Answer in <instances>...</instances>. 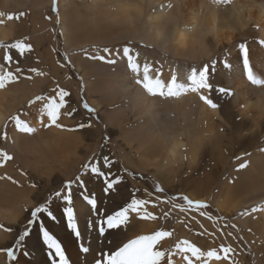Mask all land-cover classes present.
<instances>
[{
    "label": "bare ground",
    "instance_id": "bare-ground-1",
    "mask_svg": "<svg viewBox=\"0 0 264 264\" xmlns=\"http://www.w3.org/2000/svg\"><path fill=\"white\" fill-rule=\"evenodd\" d=\"M78 1L81 6L90 9L89 16L95 22L103 18L114 20L115 24L122 30L124 36H135L143 28V31L135 39H141V41H145L148 44L154 43L163 51L186 60L205 61L214 52L213 46H219L221 43L225 46V43L230 44L231 40L236 41L238 38L236 32L244 28L243 23L248 17H257L263 21L261 39H264V0H231L228 4L217 3L216 0ZM50 3L49 0H0V8L2 9L0 19L4 20V23L0 24V42H7L13 34H20L25 28V26L13 23L8 26V10L11 11L13 8L19 7H32L36 11H40L41 16H43L42 13ZM60 3L64 10H79V3H75L73 0H60ZM73 17L76 19L83 18V16L74 13ZM65 20V16L63 15L61 30L66 37V50L72 52L85 46L75 44L73 38H70L68 34L70 28ZM72 21L78 27V24L74 20ZM39 23L41 30L47 28L49 24V22H45L42 18ZM48 37L47 35H42L38 42L44 44ZM89 41L92 43L104 42L106 40L99 31L96 38ZM51 48L52 46H49L43 54L54 65ZM87 63V61L86 63L77 61V67L85 75H89L91 71V67L88 68ZM232 65V70H228L225 74V81L228 87H232L231 90L235 93V102L237 104L242 103L239 114L243 117V121L251 125L248 135H245L243 139L261 140L264 135V119L262 118L264 117V88L252 86L246 79H243L242 83L239 80L243 76L241 65H237L235 61H232ZM177 66L178 68L174 73L177 74L179 80L186 81V77L190 74V70L193 67L183 64H177ZM194 67L198 70L201 68L198 66ZM93 68L95 67L92 66ZM124 68L126 69L125 65L122 66L121 71ZM254 68L257 69L258 67ZM160 72L162 73L161 79L165 82L173 74V71L167 68H161ZM256 73L261 78H264L263 70H258ZM56 74L59 75L57 67ZM121 74L119 70L114 71L109 67L99 64L96 68V77L93 76V78L87 79V90L90 93H96L99 87H103V94L106 95L107 93V96L113 98L115 101L121 100L116 96L118 94L124 98H129L128 112L123 110L121 104H117L113 106L109 115L111 119V122L109 121L110 125L118 128L117 130L120 131L121 138L124 140V145L133 148L134 152L137 153L136 157L132 156L133 152L129 153V155H124L129 165H151L153 160L161 158L163 163L161 168L169 167L174 163L183 162L184 160L187 166L186 155L183 156V150L187 148L185 140L188 135H191L190 139L194 138L190 149H188V166L190 167L198 164L200 150H203L208 145L207 142L209 140L214 139L219 146L220 136L218 135V129L220 124L224 125L220 109L218 111L209 109L195 94H188L178 99L166 101L148 97L138 88L133 90L135 86L127 78L126 71L123 72V75ZM113 76L120 79L114 83ZM36 80L37 77L35 76L30 83H14L6 89L0 90V129L8 124V120L12 114L24 107L34 96L41 93V86L36 83ZM95 101H92L93 105ZM34 113L30 116L25 113L23 117L28 119L27 122L31 126L38 128L36 134L32 136L20 134L15 132L13 128L8 136L9 148L15 151V159L19 166L15 167L12 173L14 180L16 181L17 179V183L10 182L4 173L7 171L8 162H4L3 167L0 168V221L2 222L19 224L25 208L33 205L27 190L26 193L24 192V186L21 182V167L25 168L27 166L29 172L37 176L44 175L46 178H50L57 171L64 178L68 179L79 170L77 168L80 165V160L73 158V156H75V147L79 143L80 138L77 136H73L74 138L72 136L69 137L64 130L55 127L42 128L40 120ZM128 122L132 124V128L127 125ZM120 135L118 136L120 137ZM222 139L223 142L221 143L223 145L227 136H224ZM235 145L236 142L227 145L230 146L227 150L229 151L230 159L224 161V164H229L233 158L235 159V156H241L246 153L245 150H241L242 148L235 147ZM259 152L261 151L258 150L253 154ZM180 155L182 157L177 158ZM222 158H226L224 153L220 159ZM256 160L243 170L237 171V166V168L234 167L235 170L232 169L230 172L232 179L230 182L228 180L229 184L227 182L221 188L225 191L224 194L222 192L218 194L209 192L210 194L207 196L205 195L207 193H203L204 189L202 188L199 192L190 193V196L200 200H207L212 196L213 201L218 205L220 213L226 216L234 215L238 210H242L243 207L251 208V205L264 201V185H260L258 184L259 181H256L264 177V152ZM177 173L179 174V172ZM169 176L168 178H170ZM210 178L213 179L214 175L210 174ZM206 179L209 180L207 177ZM232 195L233 198H230ZM189 215H196V219L200 223L206 224V219L204 220V218L199 217L197 214L193 213ZM182 220L185 221L183 218ZM240 220L243 221L242 225L245 230L249 228L253 230L254 233L250 235L251 239H255L256 236H264V211L243 215L240 217ZM180 221L181 218L178 224H180ZM192 221L198 224L195 220ZM145 223L149 225L150 221H142V223L137 224L141 228H144ZM137 228L139 227L137 226ZM207 228L214 229L213 225ZM182 231L183 238L188 237V233L185 230ZM10 236L4 229L1 230L0 228L1 244L9 240ZM34 239H32L30 249L34 247ZM168 241L166 242L168 243ZM37 255L42 258L41 254ZM6 262V255L0 253V264H6Z\"/></svg>",
    "mask_w": 264,
    "mask_h": 264
},
{
    "label": "rangeland",
    "instance_id": "rangeland-1",
    "mask_svg": "<svg viewBox=\"0 0 264 264\" xmlns=\"http://www.w3.org/2000/svg\"><path fill=\"white\" fill-rule=\"evenodd\" d=\"M49 1L51 3L47 5V7L45 8L44 12L42 13L43 16H41L40 11H36L32 7H19V8H13L11 11L8 10L9 13L8 15H13V17L18 16L20 13H24V15L20 16L18 20L15 18L11 21L8 20L7 21L8 26L11 23H13L16 25L25 26V28L22 33L17 35L13 34V36L7 42L4 43H12L16 39H23L24 37L28 38L26 42L32 45L33 50L30 53H26L25 58L23 59L20 58L18 54H16L15 51L12 49H10L9 51L14 55V58L20 59V66L25 68V70L28 67H35L38 68L40 71L46 73V75L44 76H36L35 74L27 73V71H25L24 73V75H32L33 78L35 76L37 77L36 83L40 84L41 86L40 88L42 90L41 93H39L38 95H49V96L54 95L55 93L53 92V89H56L57 85H59L60 88H63L64 90L70 92L71 95L66 98L68 101L67 110L68 111L75 110V114L72 117L62 116L59 122L65 126V129L76 128L78 124L82 122L92 124L91 128H87L83 130H78V131L64 130V132L68 134L69 137L77 136L80 138L79 143H77L75 147V156H73V158H77L80 160V165H79L80 169L68 179H72L77 174H79L83 170L82 165L87 163L89 159H93L94 162L99 161L100 163H102L103 157L107 156L112 161H114V165L112 169L113 172L119 171L120 174L123 175L124 177L123 188H122L124 198H127L130 193L136 192L138 198H144V199H150V198L154 199L155 195H159L162 198H171L172 196H176V195H187L191 199L200 200L195 197L192 198V196H190V193L199 192L203 188L204 189L203 193L204 192L207 193L205 194L207 196L210 194L209 192L211 193L215 192V194L222 192V194H224L225 191L222 190L221 188L225 186L228 180L230 182V180L232 179V177H230L232 176V174L230 173L232 169L235 170L234 167L237 168L239 164L243 163L245 160L248 162V165L257 161L256 160L257 157L263 153L260 149L264 148V135L261 140L260 139L251 140L250 138H248L247 140L243 139L245 138V135H248V132L250 131L249 127L251 125L243 121V117L239 114V109L241 108L240 105L242 103L240 102L237 104L235 102V96L226 97L215 91L216 88L221 86L232 89V87L230 86L228 87V84H226L225 74L227 73L228 70L224 68L223 62L228 61L230 64H232V61L233 62L235 61L237 65H241V54L239 50V45L241 43L247 44L249 48L250 62L253 68L258 67L257 69L254 68L255 72H257L258 70L264 71V47H261L260 44L258 43V41L261 40V27L263 25V21H261L257 17L246 18V20L243 23L244 28L236 32V35L238 36L236 41L231 40L230 44L225 43V46H223L222 43L221 45L219 44V46H213L214 52H212L211 56L208 57L205 61H199V60L191 61L174 56L167 51H163L161 48L157 47L154 43L148 44L145 41H141V39H135V37L139 36L140 33L143 31V28H141L139 32L136 33L135 36H124L122 30L120 29L119 26L115 24L114 20H108L107 18H103L100 21L95 22L89 16L90 9L85 6H81L78 0H73V1L75 3H79L78 5L79 10H75V9L64 10L63 6H61L60 0H57V6L59 10V18H57V14L52 10L53 0H49ZM1 12L2 9L0 8V13ZM73 13L81 15L83 16V18L76 19L75 17H73ZM63 15L65 16L66 19L65 22L68 24L70 28V31L68 33L70 35V38H73L75 44H78L80 46L85 45L72 52H68L65 48L66 37L63 35V32L61 30ZM46 17H51V19H46ZM41 18L45 22H49L48 27L43 30L40 29L39 21L41 20ZM72 20H74L78 24V27L74 25ZM99 31L102 33V36L106 41L90 43L89 40L95 39ZM42 35L49 36L47 41L44 42V44H40L38 42L40 36ZM49 46L50 47L52 46L51 52L53 55L54 65L50 63L43 54V52L47 50ZM124 46H128L132 48L134 50V53H139L138 62H140L141 64L145 62L151 63L153 65L154 71L155 69H159L160 71L161 68H167L174 72L178 68L177 64H183L185 66H191V67L198 66L201 68L205 64L209 65V81L213 85V91L209 95L214 101H216L221 105L220 110H221L222 120L224 121V125L220 124V127L218 129V135L220 136L219 146L218 143H216L217 141H215L214 139L209 140L207 142L208 145H206V147L203 150H200V158L198 159V164L196 166L195 165L193 167L188 166L189 164L188 149H190L191 147V142L194 141L193 137L190 139L191 135L187 136V139L185 140L187 144L186 145L187 148L183 150V154H184L183 156L186 155L187 166L185 165L184 163L185 160H184L183 162L174 163L173 165L166 167L167 168L166 171L165 167L161 168V166L163 165L161 158H157L153 160L151 165L147 164L146 166L139 164L131 166L127 163L124 155H129V153L133 152L132 156L136 157L137 153L134 152L133 148L124 145V140L121 138L120 131L117 130L118 128L112 127L110 125L111 119L109 118V115L112 111L113 106L117 104H121L123 110L125 112H128L129 98L128 97L124 98L122 95L118 94L116 96L119 97L121 100L115 101L113 98L107 96L108 95L107 93L106 95L103 94L104 93L103 87H99L96 93H90L87 90V86H88L87 79L93 78V76L96 77L95 75L96 68L99 64H101L102 66L104 65L106 67H109L111 70L114 71L119 70L122 73L121 75H123V72H125L126 69L124 68V70L121 71V68L123 65L126 66V61L117 58L115 56V50L116 49L122 50ZM104 47H108L113 50L112 58L117 59V63L115 65H107L99 61H92L86 58L84 51L85 49L87 50L88 54H94L93 53L94 48L102 49ZM3 54H4V50L0 49V63H2ZM63 54L68 55V58L71 61V63H68L64 59ZM78 60L85 63L86 61L88 62L87 63L88 68L91 67L90 68L91 71L89 70L90 71L89 75H85L81 70H79V68L77 67ZM213 62H215L214 71L212 70ZM61 65L64 66L61 67ZM91 65L95 67L93 68L94 70L92 69ZM56 67L59 69V75L56 74ZM32 79L27 80L24 79L22 76L19 82L17 83L19 84L23 82L30 83L32 82ZM119 79L120 78H116L113 76L114 83H116V81ZM243 79H246L244 75L239 80H241L243 83L244 81ZM82 83H83V88H82ZM135 88L137 87H134L133 90H135ZM34 97L30 100H33ZM93 100H96L94 105L92 102ZM29 101L26 103L24 107L18 109L14 114H12V116H10L8 120V124L5 125L2 129H0V150L6 151L8 152L9 155L13 156L12 160L7 161L9 165L7 166V171L4 172L7 175V178L10 182L14 180V175L12 173L15 167L19 166V164L16 162L15 159L16 156L15 151L10 150L8 145V136L10 134L11 129L14 128L11 118L16 115H20L22 119H25L27 121L28 119L23 117V114L26 113L30 116L32 115L33 112H35L34 114H36V116L40 120V109L43 106L42 102H37L36 104L30 106ZM82 101H86L90 106L96 109V113L99 116V121H97L95 117H92L90 116L89 113H87V111L82 106ZM126 115L128 114L126 113ZM256 117H258V115H256ZM262 118L264 119V117ZM127 125L131 128L133 127L132 124L129 122ZM221 128H223L224 131H221L220 130ZM5 132L8 133L7 139L3 138ZM118 135H120V137ZM224 136H227V139L224 140V144L222 145L221 142H223L222 138ZM105 137H108L107 143H105L104 140ZM233 142L234 143L236 142L235 147H238L240 149L242 148L241 150H245L246 153H250V155L243 154L240 156L242 157V159L240 160H237L236 159L237 156H235V159L233 158L229 164H224L223 163L224 161L230 159L229 151H227L230 146L227 145H231V143ZM211 143H215V144H211ZM258 150H260L261 152L253 154ZM223 153L226 158L220 159ZM180 157H182V155L178 156L177 158ZM2 167L3 166H0V168ZM172 167L174 168V170ZM27 168H28L27 166L25 168L21 167L20 171L22 173L21 182L24 186V192L26 193L27 190V192L29 193V198L33 202L32 203L33 205H29L25 208L28 210H31L41 197L47 195L49 191L59 188L63 181L68 180L67 178H64V176L60 172L57 171L50 178H46L44 177V175L37 176L36 174L29 172V169ZM160 168L162 169V172ZM177 172H179V174ZM210 174L214 175L213 179L210 178ZM168 175H170L169 176L170 178H168ZM9 177L11 179H9ZM206 177L209 178V180H207ZM256 181H259L258 184L264 185V177L257 179ZM33 183L37 184L38 188H32L30 185ZM157 183H159L164 188L165 191L163 193H156L154 194L153 197H149L148 193L154 191V188ZM166 185L168 186V188ZM88 187L94 190L95 192H97V194H99L100 181L96 180L93 177L91 180L88 181ZM197 187L198 189H196ZM137 189L139 190L138 192L136 191ZM230 198H233V195ZM204 201H206L210 205V208L208 209L210 214H212L213 216L223 217L224 219L219 221L216 225H213V223L211 221H207V219H206V224L205 223L195 224V222L191 220L190 215H185L184 213L180 212L179 209H174V210L171 209V205L159 204V206L156 208H152L151 206H149V211H152L153 213L162 216L164 211L171 210L170 218L159 219L157 221H150L149 225L145 223L144 228L143 227L141 228L137 224V223H142V221L134 220L133 221L134 225L125 235L130 238L136 234H147L163 227L165 230H174V235L172 238L167 239L169 240L168 243L166 242L167 240L161 242L162 248L173 247L175 242H177L179 238L180 239L189 238V240L192 238L191 239L192 242L196 243L197 246H200L205 250L213 247L218 248L221 244H225V245L227 244L222 242L221 240L222 238L221 239L217 238V236H220L217 229L223 228V225L225 223H227L228 225H232L236 223L237 218L240 217L238 215H240L241 212H247V211L251 212L250 210L251 208L260 207L264 205V201H261L254 205H251V208L243 207L242 210H238L236 212L238 213V215L226 216L225 214L220 213V211L218 210V205L213 201L212 196L210 199ZM176 203L180 204L182 203V201L177 200ZM76 207H77V211L81 214V219L83 220L88 212V206L83 201L78 199L76 202ZM256 213H259V211ZM28 215L29 213L24 210V213L22 215L19 224H12V223H6L0 221V225L3 226L0 227L1 230L5 228L12 229L11 232L6 231V233H8V235L11 236L9 240L7 241L4 240L5 243L3 244L0 243V249L7 248L14 242L15 238H17L18 232L23 231L24 224L26 222V218L28 217ZM180 218L181 221L182 218L185 220V224L182 223L178 224ZM201 224L203 225V228H201L200 226ZM210 225H213L214 229L211 230L207 228V230H210L208 232L211 231L215 232L216 233L215 236L207 235V233L205 234L206 236L197 235V233L203 232L206 229V227ZM137 226L139 228H137ZM57 228H59V225H57ZM149 228L152 230H150ZM182 230H185L188 233V237L183 238ZM224 231L225 233L226 231L232 232L233 233L232 235L236 237L235 239L242 245L243 250L245 252V254L243 255L244 258L243 260L241 259V253H239V251L235 249L236 246L230 244L235 250L232 259L236 262V264H255V260L253 257V250L248 245L247 238L245 237V235L242 234L240 230H236V228L233 229L231 227L224 228ZM261 237H262L261 243L264 244V236ZM124 238H125L124 236L113 237V241L114 243H118ZM259 240L260 239H258V241ZM31 243L32 240H29L28 241L29 249L31 247ZM69 254L71 258L77 262V264H84L85 259L89 261L91 260V256L85 257L83 254L77 256L76 249L74 247L70 249ZM41 255L42 258L39 257V255H34L31 258V264H37V262H39V264H44L45 258L42 253ZM173 259L176 262V257H174ZM20 260H21V264H25L24 257L21 256ZM219 263L228 264V261H221ZM6 264H8V261L6 262Z\"/></svg>",
    "mask_w": 264,
    "mask_h": 264
},
{
    "label": "snow or ice",
    "instance_id": "snow-or-ice-1",
    "mask_svg": "<svg viewBox=\"0 0 264 264\" xmlns=\"http://www.w3.org/2000/svg\"><path fill=\"white\" fill-rule=\"evenodd\" d=\"M216 2L228 4L231 0H216ZM52 10L59 18L57 0H53ZM23 15L24 13H20L16 17L8 15L7 20L11 21L14 18L18 20ZM46 19H51V17H46ZM3 23L4 20L0 19V24ZM27 39L24 37L16 39L12 43L0 42V49L4 50L2 63H0V90L19 82L22 76L24 79L31 80L32 75H24L25 71L36 76L46 75L35 67H28L25 70L20 66V59L14 58V55L9 51L12 49L20 58H25V54L33 50L32 45L26 42ZM258 43L264 47V39L259 40ZM239 50L241 68L246 80L252 86L264 88V78L255 72L250 62L247 44L241 43ZM84 51L89 60L107 65L117 63V59L112 58L113 50L108 47L94 48V54H88L86 49ZM63 55L64 59L71 63L68 55ZM115 56L126 61L127 78L132 85L148 97L166 101L195 94L209 109L218 111L221 107L209 95L213 91V85L209 81V65L207 64L199 70L195 67L191 68L186 81L179 80L177 74L173 72L171 78L165 82L161 79L162 73L159 69L154 71L151 63L141 64L138 62L139 53H134L132 48L124 46L122 50L116 49ZM63 66L61 65V67ZM223 66L229 71L233 68V65L228 61H224ZM212 70H215V62L212 64ZM215 91L226 97L235 95L231 89L222 86L216 88ZM53 92L55 94L52 96L36 95L33 100L29 101L30 106L42 102L43 106L40 109L42 128L55 127L61 130L78 131L92 127L91 123L82 122L76 128L65 129V126L59 122L62 116L72 117L75 114V110H67L68 101L66 98L71 94L60 88L59 85L53 89ZM82 106L90 116L99 121L94 107L86 101H82ZM11 120L15 132L28 136L38 132V128L31 126L20 115L12 117ZM220 130L224 131L223 128ZM7 136L8 133L5 132L3 138L7 139ZM104 140L107 143L108 137H105ZM260 150L264 152V148ZM245 155H250V153H245ZM12 159L13 156L8 152L0 150V166ZM236 159L240 160L242 157L237 156ZM113 165L114 161L107 156L103 157L102 163L89 159L82 165L83 170L74 178L63 181L59 188L49 191L47 195L37 201L31 210L25 209L29 215L26 218L23 231L18 232L17 238L9 247L0 249V253L6 254L8 264H21V256L25 258V264H31V258L41 253L45 258L44 264H77L69 254L73 247L76 249L77 256L81 254L85 257L91 256V260L85 259L84 264H175L174 257L181 258L182 264H219L221 261L236 264L232 259L235 250L231 245L221 244L218 248L213 247L205 250L189 239H180L173 247L162 248L161 242L174 235V230H165L163 227L147 234L127 237L125 234L132 228L134 220L157 221L170 218L171 210L164 211L162 216L149 211V206L156 208L159 204L171 205V209H179L185 215L197 214L199 217L211 221L213 225L224 218L210 214L208 211L210 205L204 200H194L187 195H176L171 198L154 196L156 193L165 191L159 183L156 184L153 192L148 193V196H154V199L138 198L136 192H132L127 198H124L122 191L124 177L119 171L113 172ZM247 167L248 162L245 160L239 164L237 171ZM93 177L100 181L99 194L88 187V181ZM9 179L11 178L9 177ZM12 183H17V181L12 180ZM30 186L38 188L35 183ZM78 199L88 206V212L83 220L76 207ZM177 200L182 203H176ZM258 211H264V205L253 207L251 212H241L240 215H250ZM190 218L196 223H200L196 219V215H191ZM180 223L185 224V221L182 220ZM200 226L203 228L202 224ZM0 227L3 226L0 225ZM229 227L235 229L237 226L225 223L223 228L217 229L220 236L232 237V232H224V228ZM4 231L11 232L12 229L5 228ZM205 233L210 236L216 235L215 232H208L207 229L197 235ZM120 236L125 238L114 243L113 237ZM33 237L35 238L34 247L29 249L28 241Z\"/></svg>",
    "mask_w": 264,
    "mask_h": 264
},
{
    "label": "crops",
    "instance_id": "crops-1",
    "mask_svg": "<svg viewBox=\"0 0 264 264\" xmlns=\"http://www.w3.org/2000/svg\"><path fill=\"white\" fill-rule=\"evenodd\" d=\"M77 169H80V167H78ZM234 215H238V213H235ZM238 216L241 217L242 215H238ZM240 217L237 218V222L234 223L237 226L236 230L237 229L240 230L241 233L244 234L245 237L247 238V243L251 247V249L253 250V257H254V260H255V264H264V244L261 243V241H262L261 238L262 237L261 236H256L255 239H251L250 235H252L254 232H253V230L251 228H249L247 230L244 229V227L242 225L243 221L240 220ZM227 232H229V231H226V233ZM233 237H235V236H233V235H232V237L217 236L218 239L222 238L221 239L222 242L226 243L227 245L232 244L233 246H236L235 249H237L239 251V253H241V259L244 260L243 255L245 254V252L243 250V247L236 239H233ZM258 239H260V240L258 241ZM176 262H177V264H182L181 258L176 257Z\"/></svg>",
    "mask_w": 264,
    "mask_h": 264
}]
</instances>
